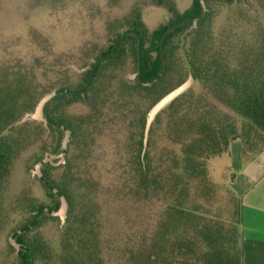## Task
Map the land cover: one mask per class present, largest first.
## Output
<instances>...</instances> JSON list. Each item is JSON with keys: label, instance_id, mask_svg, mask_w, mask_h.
Instances as JSON below:
<instances>
[{"label": "trees", "instance_id": "16d2710c", "mask_svg": "<svg viewBox=\"0 0 264 264\" xmlns=\"http://www.w3.org/2000/svg\"><path fill=\"white\" fill-rule=\"evenodd\" d=\"M40 1L63 8L94 4ZM106 1L110 8L123 2ZM255 4L264 20V0H192L183 12L175 0H151L149 5L165 8L169 18L150 31L142 11L147 4L136 3L129 14L110 20L105 42L93 44L80 61L54 55L48 38L34 32V56L0 62V197L23 155L32 152L36 164L57 156L65 130L71 133L65 162L44 164L43 177H37L45 201L24 190L13 201L0 202V231L11 216L21 217L13 230L21 248L8 243L0 264H107L101 180L95 176L102 152L97 143L106 139L110 153L102 156H110V179L117 188L162 203L157 230L135 252L138 259L242 264L241 199L212 181L209 161L229 152L241 120L264 138V23ZM189 75L193 86L158 114L143 155L148 112ZM54 90L57 95L44 108L48 124L26 120ZM77 105L87 112L70 113ZM62 196L68 213L58 240L50 242L42 229L60 225L51 212L60 208Z\"/></svg>", "mask_w": 264, "mask_h": 264}, {"label": "rangeland", "instance_id": "374dc122", "mask_svg": "<svg viewBox=\"0 0 264 264\" xmlns=\"http://www.w3.org/2000/svg\"><path fill=\"white\" fill-rule=\"evenodd\" d=\"M150 1L123 0L117 7L110 8L106 0H93L95 5L74 3L63 8L51 1L0 0V62L19 57L29 59L34 56L36 49L31 43L34 32L48 38L54 55H75L80 61L93 44L105 42L110 20L129 14L136 3L147 4L142 11L150 31L166 22L169 18L167 10L149 5ZM175 2L178 9L183 12L190 7L192 0H175ZM255 9L258 18L264 23L263 12L257 4ZM228 14V11L221 14L219 24L226 23ZM38 54L41 55V52ZM128 76L130 79L133 78V75ZM69 112L85 114L87 108L77 105ZM244 125H248V122L241 120V126ZM110 145L109 139L98 141L97 146L102 152L95 161L97 167L95 176L97 180H101L99 204L104 238L103 255L107 264H146L138 259L135 252L150 243L151 236L157 230L162 203L155 198L141 200L127 196L122 189L117 188L118 185L110 179V156L106 158L102 156L105 151L110 153ZM32 156L33 153L28 152L16 162L0 202L3 200L9 203L24 190H30L32 195L41 201L46 200L41 183L37 180V177L40 178L36 173L38 163H35ZM215 170L218 171L217 168ZM211 179L215 184H221L220 178L216 175L211 176ZM20 218L18 215L11 216L8 224L0 231V252H5L10 240L15 239L13 230L17 229ZM64 222L65 218L61 219L59 226L49 223L42 229L48 241L58 240L59 228Z\"/></svg>", "mask_w": 264, "mask_h": 264}, {"label": "crops", "instance_id": "0c3cea01", "mask_svg": "<svg viewBox=\"0 0 264 264\" xmlns=\"http://www.w3.org/2000/svg\"><path fill=\"white\" fill-rule=\"evenodd\" d=\"M209 171L241 199L242 264H264V138L243 126L229 152L209 161Z\"/></svg>", "mask_w": 264, "mask_h": 264}, {"label": "water", "instance_id": "95a60500", "mask_svg": "<svg viewBox=\"0 0 264 264\" xmlns=\"http://www.w3.org/2000/svg\"><path fill=\"white\" fill-rule=\"evenodd\" d=\"M203 7L205 9L204 3H203ZM193 84H194V77L192 75H189L188 79L184 83H182L180 86H178L177 88H175L174 90L169 92L167 95H165L162 99H160L150 109V111L148 112V115H147V119H146L143 155L146 152V148L148 145V140H149V135H150L152 125H153L156 117L158 116V114L163 109H165L168 105H170L173 101H175L179 96H181L182 94L187 92L193 86ZM56 95H57V90H54V91L44 95L39 100L34 112L27 116V119L33 120V121H38V122H43L44 124H48V121L44 116V108H45L46 104L50 100H52ZM70 135H71L70 131L65 130V137L63 140V144H62V152L59 155H57V156H55V155L46 156L41 162H39L36 165V173L40 178L42 177L41 168L44 164L52 163L53 165L58 166V165L63 164L65 162L66 152L68 150V146H69V142H70ZM54 159H59V162L53 163ZM55 192H57V191H55ZM68 209H69L68 202H67L66 198L62 196L60 208L56 211H52L51 214L54 217H60L61 219H64L67 216ZM10 243L12 246H14L18 250L21 248V245L18 244L16 242V240L13 238L10 240Z\"/></svg>", "mask_w": 264, "mask_h": 264}]
</instances>
